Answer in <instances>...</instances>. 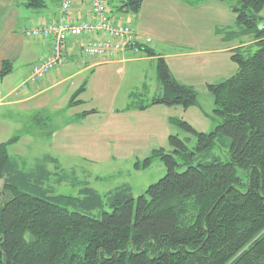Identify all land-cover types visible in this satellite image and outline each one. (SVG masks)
Returning <instances> with one entry per match:
<instances>
[{
  "label": "trees",
  "instance_id": "obj_1",
  "mask_svg": "<svg viewBox=\"0 0 264 264\" xmlns=\"http://www.w3.org/2000/svg\"><path fill=\"white\" fill-rule=\"evenodd\" d=\"M143 1L105 0L107 18L136 13ZM236 1V20L243 34L253 35L250 46L256 49L251 53H245L242 45L233 49L230 59L236 71L208 84L213 111L221 117L213 130H197L187 120L172 119L194 136V144L189 145L188 135L169 134V148H154L141 163H134L143 168L158 157L165 166L164 176L146 186L144 193L134 196L128 183L98 192L88 182L70 177L49 154L23 169L7 147L18 137L0 142V264H264V17L260 14L264 0ZM26 3L45 6L46 0ZM132 42L127 47L135 52L157 56L163 91L149 103L136 101L127 108L152 104L187 108L197 103L194 88L177 81L162 56L135 40V33ZM58 68L49 69L38 81ZM12 71L13 62L4 59L0 79ZM85 85L86 80L72 93L68 106L83 102L76 97ZM49 162L54 163L53 172L47 168ZM70 178L80 186L79 193H57L52 183Z\"/></svg>",
  "mask_w": 264,
  "mask_h": 264
},
{
  "label": "rangeland",
  "instance_id": "obj_2",
  "mask_svg": "<svg viewBox=\"0 0 264 264\" xmlns=\"http://www.w3.org/2000/svg\"><path fill=\"white\" fill-rule=\"evenodd\" d=\"M3 1L0 16L8 3ZM47 1L52 7L57 2ZM238 4L236 0H144L136 13L121 17L110 15L109 19L117 23L128 21L136 39L161 54L177 81L194 88L196 104L187 108L180 104H152L147 110L129 111L130 103H149L154 95L162 93L156 58L138 65L96 67L94 71H83L46 88L50 81H56L54 75L58 70H53L50 81L40 82L38 86L46 89L45 92L27 102L0 107V142L18 137L7 147L23 169L29 168L36 158L49 154L58 159L70 177L88 182L98 192L105 193L128 183L134 196L144 193L146 186L163 177L166 169L158 157L147 167L136 168L134 163H141L154 148H169V134L178 133L181 138L188 135L189 145L196 141L172 119L187 120L205 132L213 130L221 121L213 111V94L208 84L232 75L237 68L230 59L233 49L253 39L251 33H242L236 20L233 6ZM260 14L264 17V7ZM149 37L151 41L147 43L145 39ZM242 46L245 53L256 49L250 44ZM76 54L72 60L78 63L89 59L80 51ZM3 80L0 90L4 92L5 86L13 88L22 81L19 72ZM85 80V90L76 97L83 102L68 106L72 93ZM17 92L13 98L25 95L23 88ZM90 109L97 111L83 115ZM141 121L149 129H138ZM224 158H228L226 153ZM47 168L53 172L54 163L49 162ZM72 181L70 178L52 184L57 193L76 195L80 186Z\"/></svg>",
  "mask_w": 264,
  "mask_h": 264
},
{
  "label": "crops",
  "instance_id": "obj_3",
  "mask_svg": "<svg viewBox=\"0 0 264 264\" xmlns=\"http://www.w3.org/2000/svg\"><path fill=\"white\" fill-rule=\"evenodd\" d=\"M27 0H8L6 7L4 8L0 16V67L4 59L11 60L13 62V71L4 76H12L16 72L21 74V83L13 88L10 86H5L7 89L6 92L0 90V107L10 104L23 103L27 100H31L37 97L41 92H45L46 89L38 88L40 82H49L50 81V71L46 74L43 79L38 81V83H29L27 86H22V83L26 80V77L31 71L32 63L36 62L40 58L46 57L50 51L51 39L50 38H41V37H27L22 33L24 26L31 24H47L49 21L57 20L58 18V8L61 0H57L55 6H51L46 0L45 6H29L27 5ZM4 3L3 0H0V6ZM67 19L77 20L80 18L91 19L93 18V13L88 7V0H73L71 7L69 8ZM118 17L124 15L123 13H116ZM29 22V24L27 23ZM99 36V35H95ZM86 40L85 36H70L66 40V60L63 65L58 69V73L55 74L56 81H50L48 87H53L60 84L64 79L70 78L72 75H77L86 70H92L96 67L105 66V65H116V64H133L138 65L139 62L153 61L157 56L149 55L147 56L141 51L135 52L131 47H127L122 52H115V55L104 56L103 57H93L86 59L85 61L78 63L75 60H72L78 51L81 52V44ZM135 40L136 36H135ZM253 42H243L240 45H247ZM149 48V47H148ZM151 48V47H150ZM161 56V54H158ZM157 64H155V68ZM75 69L74 71H71ZM65 77H60L62 75ZM59 77V78H58ZM4 78L1 80V85H4ZM144 83V82H143ZM144 87L146 85L144 84ZM18 88L25 89V95H20L16 98H13V95L18 94ZM38 88V90H37ZM131 93V92H130ZM132 94V93H131ZM129 94V95H131ZM131 104V103H130ZM135 104V103H133ZM150 106V105H149ZM147 106L145 109L150 108ZM132 108L129 111H138V108ZM138 129L144 131V129H149L148 126L141 121L139 123ZM135 126V127H137Z\"/></svg>",
  "mask_w": 264,
  "mask_h": 264
},
{
  "label": "built area",
  "instance_id": "obj_4",
  "mask_svg": "<svg viewBox=\"0 0 264 264\" xmlns=\"http://www.w3.org/2000/svg\"><path fill=\"white\" fill-rule=\"evenodd\" d=\"M73 0H61L58 8V18L49 21L47 24H30L24 26L22 33L27 37H42L51 39V47L48 57L37 61L23 86L27 82L35 83L49 69L60 67L65 59L66 40L70 36L87 37L82 46V53L88 57H103L115 55V52H122L133 40V29L128 21L121 24L112 23L107 18L105 0H88V7L93 13V18H80L77 20L67 19L69 8ZM105 33L107 37L95 38L92 35ZM149 43L150 37L145 39ZM134 51H137L134 49Z\"/></svg>",
  "mask_w": 264,
  "mask_h": 264
},
{
  "label": "water",
  "instance_id": "obj_5",
  "mask_svg": "<svg viewBox=\"0 0 264 264\" xmlns=\"http://www.w3.org/2000/svg\"><path fill=\"white\" fill-rule=\"evenodd\" d=\"M134 43H131V45L133 46Z\"/></svg>",
  "mask_w": 264,
  "mask_h": 264
}]
</instances>
